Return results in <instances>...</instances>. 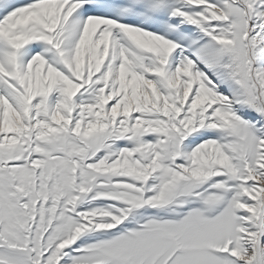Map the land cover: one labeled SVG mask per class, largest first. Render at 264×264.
I'll return each instance as SVG.
<instances>
[{
  "label": "snow or ice",
  "instance_id": "1",
  "mask_svg": "<svg viewBox=\"0 0 264 264\" xmlns=\"http://www.w3.org/2000/svg\"><path fill=\"white\" fill-rule=\"evenodd\" d=\"M0 264H264V0H0Z\"/></svg>",
  "mask_w": 264,
  "mask_h": 264
}]
</instances>
